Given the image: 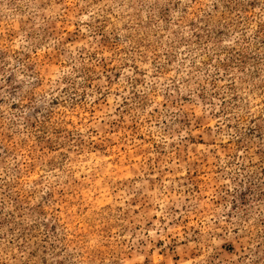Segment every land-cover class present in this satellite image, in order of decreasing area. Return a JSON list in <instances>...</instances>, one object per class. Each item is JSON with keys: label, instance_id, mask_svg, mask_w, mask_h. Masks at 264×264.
Returning a JSON list of instances; mask_svg holds the SVG:
<instances>
[{"label": "rangeland", "instance_id": "1", "mask_svg": "<svg viewBox=\"0 0 264 264\" xmlns=\"http://www.w3.org/2000/svg\"><path fill=\"white\" fill-rule=\"evenodd\" d=\"M0 264H264V0H0Z\"/></svg>", "mask_w": 264, "mask_h": 264}]
</instances>
